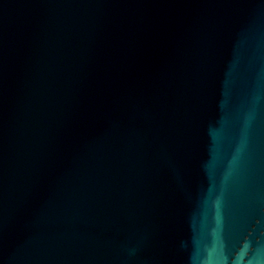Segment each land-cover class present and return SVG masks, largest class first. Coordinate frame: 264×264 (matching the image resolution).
<instances>
[{"label": "water", "instance_id": "obj_1", "mask_svg": "<svg viewBox=\"0 0 264 264\" xmlns=\"http://www.w3.org/2000/svg\"><path fill=\"white\" fill-rule=\"evenodd\" d=\"M0 264H264V0H0Z\"/></svg>", "mask_w": 264, "mask_h": 264}]
</instances>
